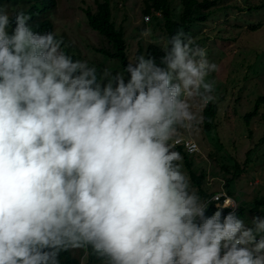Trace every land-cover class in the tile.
I'll list each match as a JSON object with an SVG mask.
<instances>
[{"label": "clouds", "instance_id": "1", "mask_svg": "<svg viewBox=\"0 0 264 264\" xmlns=\"http://www.w3.org/2000/svg\"><path fill=\"white\" fill-rule=\"evenodd\" d=\"M32 15L0 7V264H264V216L201 197L174 150L217 99L207 49L179 29L98 73Z\"/></svg>", "mask_w": 264, "mask_h": 264}, {"label": "rangeland", "instance_id": "2", "mask_svg": "<svg viewBox=\"0 0 264 264\" xmlns=\"http://www.w3.org/2000/svg\"><path fill=\"white\" fill-rule=\"evenodd\" d=\"M147 0H110L113 16L123 28L128 41L129 56L132 59L144 54L151 44L166 47L170 37L164 16L153 13L146 23L144 8ZM104 0H59L57 9L51 15L56 24L58 38L80 60H86L103 71H122L121 63L105 56L101 49L113 50V46L99 32L90 28L87 10L97 13L98 4ZM259 5L264 0H220L219 6L228 8L212 17L206 24L191 27L193 46L207 49L210 62L217 70L206 78L215 81L214 95L217 116L206 118L207 106L196 104L202 120L192 129H180L177 137H188L200 146V153L189 155L196 175L205 172V179L197 185L201 197L209 199L221 190L233 196L246 213V222L253 216H264V110L252 119L251 127L246 114L253 111L256 100L264 95V9L248 11L246 6ZM170 7L175 19L180 20L184 6L182 0H171ZM2 8L11 17L18 7L6 5ZM244 10L246 11H243ZM151 29L148 37L141 32ZM258 29V30H253ZM208 104V105H209ZM175 150V149H174ZM183 169L190 176L183 158ZM238 170L241 172L237 174ZM191 178V177H190ZM207 191L210 197L203 195ZM225 212V210H224ZM84 255L81 264H96Z\"/></svg>", "mask_w": 264, "mask_h": 264}, {"label": "trees", "instance_id": "3", "mask_svg": "<svg viewBox=\"0 0 264 264\" xmlns=\"http://www.w3.org/2000/svg\"><path fill=\"white\" fill-rule=\"evenodd\" d=\"M59 0H0V7L6 5H13L18 7L19 10L32 13V19L29 24L33 26L35 31L38 32H54L56 33V24L53 22L51 15L57 9ZM220 0H182L184 11L179 21L175 19L173 11L170 7L171 0H147L145 3L144 12L145 15L151 16L153 13L162 14L165 19V26L168 31L169 36L174 34L177 30L183 29L187 34L191 33V27L194 25L206 24L212 17L221 11L227 10L228 8H223L219 6ZM248 11H262L264 9V3L259 5H251L249 2L246 6ZM243 11L244 10L243 8ZM86 15L88 18V23L91 29L102 34L109 43L113 46V50L101 49L105 56L109 58L117 59L123 67L131 62L128 49V41L123 28H120L113 16V6L110 0H104V2L98 4L97 13H93L92 10H87ZM152 17V16H151ZM258 30V29H253ZM57 34V33H56ZM58 38V35H57ZM65 44V43H64ZM162 47L151 44L147 48V53L155 56L157 61L163 55ZM67 54L71 55L74 60H80V58L71 52L67 47L65 48ZM140 55V54H138ZM98 73H101V69L97 68ZM217 106L214 104L207 105L206 118H212L217 116ZM264 110V95L260 96L254 105L253 111L246 114L245 118L248 126L251 127V121L254 117L259 115L261 111ZM264 114V113H262ZM264 128V125H263ZM264 142V134L261 138ZM175 151H179L184 158L186 168L190 173V177L194 183L200 185L205 179V172L201 176L196 175L193 168V163L189 154L181 146H175ZM241 173L239 170L237 174ZM203 195L210 197L207 191H203ZM216 202H213V205ZM264 205V200L258 203L257 207ZM214 206H210L207 215H211L215 211ZM237 215L242 219L246 217L245 210L241 208L237 211ZM90 251V250H89ZM85 255L83 250H78L75 252H66L61 254V264H81L82 258ZM90 260L97 261L96 264H100V261L94 256H89ZM90 261L88 262V264Z\"/></svg>", "mask_w": 264, "mask_h": 264}, {"label": "built area", "instance_id": "4", "mask_svg": "<svg viewBox=\"0 0 264 264\" xmlns=\"http://www.w3.org/2000/svg\"><path fill=\"white\" fill-rule=\"evenodd\" d=\"M147 17L150 18V20L147 22H150L151 17L150 16H147ZM175 146L183 147L189 155H196V154L200 153V151H201L199 144L196 141H194L188 137L178 138L177 142L175 143ZM220 193H226L228 196L232 197L236 201V203L238 204L237 200L233 196H231L227 191L221 190L220 192L216 193L215 195L220 194ZM211 198H209L208 200H211ZM213 202L222 203L223 201L221 199V201H213ZM229 211H230V209H225L224 215H226Z\"/></svg>", "mask_w": 264, "mask_h": 264}]
</instances>
